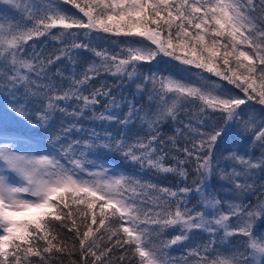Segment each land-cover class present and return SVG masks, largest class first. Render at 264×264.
Returning <instances> with one entry per match:
<instances>
[{
	"label": "snow or ice",
	"instance_id": "obj_1",
	"mask_svg": "<svg viewBox=\"0 0 264 264\" xmlns=\"http://www.w3.org/2000/svg\"><path fill=\"white\" fill-rule=\"evenodd\" d=\"M3 2L16 8L23 3L26 16L22 24L7 27L0 17V81L7 93L0 102V140L5 141L0 143V264H64L54 253L66 255L68 264H89L88 258L91 264H122L126 258L135 259L136 264H180L168 250L190 240L197 230L210 239L190 248L181 258L183 264H264V232L254 230V222L264 220V184L255 204L243 202V196L256 191L254 182L250 183L255 170L264 172V117L258 124L255 115L241 120V105L248 101L264 105V0L258 4L256 0ZM69 4L83 15L70 14L65 7ZM93 32L128 39L118 42L124 45L119 53L109 55L92 49L90 41L77 42L81 35ZM46 35L63 45L56 50L58 55L45 58L35 45L31 53L26 51L28 41ZM79 49L93 51L100 63L93 62L79 77L73 73L65 78L58 68L56 76L70 80L65 88L49 75L50 68L62 58L75 67ZM158 56L226 81L243 97L203 75L198 81H184L152 74L137 83L138 90L149 91V100L156 101L157 111L149 116L131 101H125L127 113L119 111L120 104L103 87L89 91V81L101 70L135 82L141 62L151 63ZM21 89L24 103L7 99ZM99 97L109 99L97 114ZM31 100L40 105L35 124L25 116L24 105ZM195 102H199L200 114L220 113L225 126L203 133L191 123L186 125L194 137L191 147L176 148L174 166L166 167L165 157L171 150L165 152L161 147L165 142L160 139L159 125L168 117L175 120L184 104ZM57 112L72 122L65 125L62 121L51 132ZM88 113L100 122L102 132L85 129L80 123L89 118ZM18 116H25L31 127L22 129ZM134 120L147 124L148 132L131 143L123 132L108 131L113 123L127 130ZM230 121L253 133V143L259 142L262 149L258 159L227 149L226 154L216 155L217 141ZM45 136L48 145L43 148L25 147L21 141V137H40L37 143L42 145ZM170 142L176 146L175 138ZM97 149L119 152L141 167L175 173L184 181L189 175L185 165L194 163L196 179L173 190L123 175L110 177L103 164L94 171L97 163L89 155L101 158ZM221 157L234 162L230 170L219 166ZM214 170L231 183L239 202H222L211 190L207 181ZM193 196L198 197V204L190 208ZM198 206L202 208L197 210ZM170 229L179 234L163 238ZM221 231L222 237L218 235ZM235 235L243 238L235 249L221 252L214 247L217 241L230 243L228 238Z\"/></svg>",
	"mask_w": 264,
	"mask_h": 264
},
{
	"label": "trees",
	"instance_id": "obj_2",
	"mask_svg": "<svg viewBox=\"0 0 264 264\" xmlns=\"http://www.w3.org/2000/svg\"><path fill=\"white\" fill-rule=\"evenodd\" d=\"M256 3H259V0H256ZM24 4L21 3L19 8L13 7L10 4L4 3L3 0H0V17H3V22L7 27L9 24H17L23 23L24 17L26 13L24 12ZM70 10V14H76L78 16H82V13H79L78 9H75L72 5H65ZM30 26V25H29ZM59 29H52L53 33H57ZM72 31L83 32L84 30L73 29ZM107 37V38H103ZM128 39L123 36H115L104 33H91L89 36L81 35L78 43H88L91 42V48L96 51H106L109 55H114L121 51V48L124 47L123 44L118 43L119 41ZM35 45L36 52L41 53L45 58L50 55H58L59 53L56 51L63 45L58 41L54 40L51 35L42 36L39 38H35L34 40L28 41L26 47V51L31 53V46ZM79 55L76 57L77 63L75 67L73 64L67 59L62 58L61 60L56 61L54 65L51 66L49 75L53 76L56 80L57 84L63 83L64 87L67 88L70 83L69 79H64L61 81L59 77L56 76V70L59 68L62 71V74L65 78L71 77L73 73L79 77L85 69H87L93 62L96 64L100 63V58L97 57L93 51L79 49L77 50ZM159 61V63L157 62ZM142 66L138 69L139 78L133 82L129 80L126 75H112L108 72L101 70L99 75H95L92 80L89 81V91L93 88H104L105 90H110L111 96L115 97L117 102L120 104L119 111L123 113H127L128 107L125 101L133 102L137 107H143L144 112H147L149 116L157 111V104L155 100H149V91L144 90L143 88L138 90L137 83H143V76H150L155 74L156 77H173L175 79H180L184 81H198L200 80L201 75L204 77H210L211 80L216 81L218 84L222 85L226 89H231L234 95H240L243 97V94L239 92L238 89H235L234 86L228 84L226 81H222L215 76H211L209 73H201V70L196 69L192 66L181 65L179 62L172 60L169 57H157L156 60H153L151 63L141 62ZM3 81H0V102L4 101V97L7 95L3 91ZM151 88V85L148 86ZM85 95L88 94L86 91ZM8 100L18 99L21 103H24L25 97L23 95V89L16 93L15 97L7 96ZM100 103L95 106L96 113H100L104 111L105 105L107 104L108 97H99ZM63 106V105H62ZM25 107V116L28 119H32L35 124L36 113L40 108V105L36 103L35 100H31L30 102L24 105ZM264 108V105H259L255 101H248L245 105H241V109H243V113L241 116V120H247L249 116L255 115L257 124L260 119L264 117V112L261 109ZM71 106L69 107V111H71ZM144 112H141V115H144ZM23 116V128H30L31 125H27V120ZM88 117L86 119H82L80 123L83 125L85 129H93L95 128L97 132H102V129L99 127L100 122L92 120L91 113H88ZM55 126L50 129L51 132H55L61 127V122L67 125L71 121L70 117H64L59 112L56 113L55 117ZM191 125L194 128H198L199 131L203 133L211 132L214 128L225 126V121L221 118L220 113H211L200 114L199 111V102L195 103H187L184 104L178 111L176 115V119L173 120L171 117L165 119L159 125L160 139H162L165 143L161 146L163 147L165 152H169L170 154L165 157V166H174V161L172 160V156L178 155L176 148L183 149L185 146L191 147V143L193 140V133L186 127V125ZM107 127V123L105 124ZM243 124L237 121H230L227 124V131L225 135L217 141L216 147V155L220 156L221 153H224V150L227 149L229 151H236L239 155L252 158L253 160L258 159L261 155L262 149L259 147V142L253 143L254 136L251 131H244ZM43 131V129H41ZM108 131L112 132L114 135L121 131L129 138V143L133 142L137 136L144 137L148 132L147 124L142 123L140 120H134L131 124L128 125L127 130L122 129L121 126L113 123ZM80 135H83L81 133ZM170 138H175L176 146L173 147ZM40 137H37L34 141L37 142ZM198 139V137H196ZM44 145H48V137L45 136L43 139V144L40 145L37 143L38 147L43 148ZM50 147V145H49ZM96 152L100 155L101 158L97 159L96 155H89L90 160H96L97 166L103 164L107 165V168L111 170L118 171L120 176L123 175L125 177L134 178L141 183H149L154 184L163 188H172L175 190L177 186L184 187L186 184H191L194 179H196L195 173L193 172L194 163L185 165L186 168L189 169V175L186 181L182 180L181 177L177 176L175 173L171 172H158L155 169L148 168L147 166L141 167L139 163L134 161L125 159L121 153L119 152H107L106 149H97ZM107 154V158H104V154ZM226 154V153H224ZM182 158V156H181ZM234 162H225L221 157L219 160V166L228 168L230 170L231 165ZM213 164H216V161H213ZM239 165L237 168L239 169ZM211 190L215 192V195L223 202L225 200H237L236 195L231 191L232 185L229 181L223 180L220 177V173L218 170H214L211 177L207 181ZM254 182L256 191L254 193H249L243 196V202L245 204L252 203L255 204L257 202V197L261 194L259 192L260 185L264 184V172H261L259 169H256L254 175L252 176L250 183ZM264 198V197H261ZM198 204V197H191L190 203L188 207H192L193 205ZM202 206H198L197 210H200ZM254 230L257 232H264V220L257 219L254 222ZM179 234L178 231L169 230L166 239H171L172 236ZM66 236H71V233H67L65 231ZM219 236H223V232L218 233ZM209 236L207 233H200L198 230L195 235L191 237L190 240L181 241L175 245H172L168 250L171 258L179 261L180 264H183L181 258L186 256L189 252L190 248L195 247L197 244L207 243L209 240ZM228 244L220 245L219 241L214 247L217 248L218 251L226 252L227 249H235L240 246V242L243 239L239 235H235L229 237ZM123 250H119L115 252V256H119ZM55 256L60 257L63 260L64 264H68L67 256H61L60 254L54 253ZM34 261L38 260V258L33 257ZM73 260H77V255L73 254ZM89 259V264H91V258ZM52 264H57L56 261H53ZM115 264H121V262L116 261ZM122 264H136V260L132 259L131 261L126 258Z\"/></svg>",
	"mask_w": 264,
	"mask_h": 264
},
{
	"label": "rangeland",
	"instance_id": "obj_3",
	"mask_svg": "<svg viewBox=\"0 0 264 264\" xmlns=\"http://www.w3.org/2000/svg\"><path fill=\"white\" fill-rule=\"evenodd\" d=\"M17 119L18 120H21L22 121V119H23V116H18L17 117ZM23 122V121H22ZM20 127L21 128H23V123L20 125ZM5 141H3V140H0V143H4ZM25 146V145H24ZM26 147V146H25ZM36 147V146H35ZM42 154V153H41ZM107 165H104V167L105 168H107L106 167ZM108 169V172H107V174H108V176H120V173L118 172V171H115V170H111L110 168H107ZM100 169H99V166H97V168L96 169H94V171H99ZM17 219H23V217L22 216H17Z\"/></svg>",
	"mask_w": 264,
	"mask_h": 264
}]
</instances>
